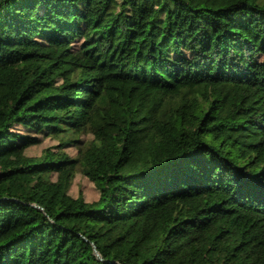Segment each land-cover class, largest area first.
I'll return each instance as SVG.
<instances>
[{
	"label": "trees",
	"instance_id": "trees-1",
	"mask_svg": "<svg viewBox=\"0 0 264 264\" xmlns=\"http://www.w3.org/2000/svg\"><path fill=\"white\" fill-rule=\"evenodd\" d=\"M0 264H264V0H0Z\"/></svg>",
	"mask_w": 264,
	"mask_h": 264
},
{
	"label": "rangeland",
	"instance_id": "rangeland-1",
	"mask_svg": "<svg viewBox=\"0 0 264 264\" xmlns=\"http://www.w3.org/2000/svg\"><path fill=\"white\" fill-rule=\"evenodd\" d=\"M34 13V11H32ZM116 133V128L114 127H109V128H106L105 130H103L102 132H99L95 135L97 141L103 145L105 148H107V146L109 145L110 143V137ZM84 140H86V137L83 136L82 137ZM48 141H46L47 143ZM45 143V144H46ZM21 155H20V152H16V153H13V154H10V155H5L4 158H19ZM86 160L87 161H90V158L89 157H86ZM69 174H72V175H75V178L76 181H75V188L77 189H82L84 192H87V193H90L92 194V191L89 189V188H84V180L79 178V171L78 169H76L75 165L72 164V165H69L65 170L62 171V175L65 176V175H69ZM29 175H21V176H18V177H23V178H26L28 177ZM31 176H36V175H31ZM15 180V179H14ZM13 180V181H14ZM74 181V180H73Z\"/></svg>",
	"mask_w": 264,
	"mask_h": 264
},
{
	"label": "water",
	"instance_id": "water-1",
	"mask_svg": "<svg viewBox=\"0 0 264 264\" xmlns=\"http://www.w3.org/2000/svg\"><path fill=\"white\" fill-rule=\"evenodd\" d=\"M34 207H36V206H34ZM92 246H93V252H94V255H95L99 260H102V258L100 257V255L97 253V251H96L94 245H92Z\"/></svg>",
	"mask_w": 264,
	"mask_h": 264
}]
</instances>
